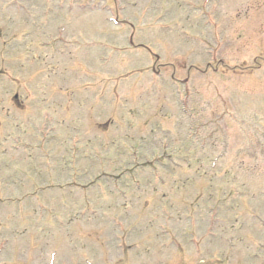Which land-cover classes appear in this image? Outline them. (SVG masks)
Here are the masks:
<instances>
[{
  "label": "rangeland",
  "instance_id": "374dc122",
  "mask_svg": "<svg viewBox=\"0 0 264 264\" xmlns=\"http://www.w3.org/2000/svg\"><path fill=\"white\" fill-rule=\"evenodd\" d=\"M0 264H264V0H0Z\"/></svg>",
  "mask_w": 264,
  "mask_h": 264
}]
</instances>
